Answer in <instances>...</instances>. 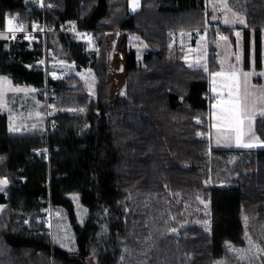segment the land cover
<instances>
[{
    "label": "trees",
    "instance_id": "16d2710c",
    "mask_svg": "<svg viewBox=\"0 0 264 264\" xmlns=\"http://www.w3.org/2000/svg\"><path fill=\"white\" fill-rule=\"evenodd\" d=\"M140 3L130 14L128 0H0V30L6 16L52 29L31 50L0 40V75L45 89L56 105L83 109L58 113L48 143L40 133H11L0 113V176L9 179L0 193L8 207L0 264H215L230 260L228 247L244 248L247 234L264 253V149L209 151L208 72L218 70L216 54L209 45L208 71L190 69L171 44L173 31L207 29L213 41L234 28H207L206 0ZM229 6L245 17L243 68L259 71L264 0ZM81 32L92 33L95 52ZM133 33L148 46L141 63L128 45ZM50 50L92 70L93 98L75 79L48 77L40 61ZM254 134L264 142V115L254 120ZM45 147L49 161L33 153ZM70 195L87 210L82 224ZM199 199L209 203V216ZM49 204L67 216L76 251L53 244L34 222Z\"/></svg>",
    "mask_w": 264,
    "mask_h": 264
},
{
    "label": "rangeland",
    "instance_id": "374dc122",
    "mask_svg": "<svg viewBox=\"0 0 264 264\" xmlns=\"http://www.w3.org/2000/svg\"><path fill=\"white\" fill-rule=\"evenodd\" d=\"M134 4H139L140 6V0L131 1L130 6L133 10ZM227 4L229 6V0H206L205 14L207 28H222V24L229 27L241 25V21H243V18L245 19L244 15L237 13L230 6V8L227 7ZM213 9H215L214 12ZM9 20H12L11 24L8 23ZM31 26L29 27V24L18 21L17 17L8 16L4 29L0 30V40L6 41L7 47L12 40H14L13 42H25L22 38L23 35L12 38V34L28 29L41 30V28H38L39 25L35 23ZM10 28L13 30L10 31ZM238 30L241 29L234 28L230 35L218 31L214 35L213 41H208L206 31L194 30L200 32L196 33L199 36L198 39L200 38V42L197 44L194 43L198 39L195 41L194 37L192 39L188 37L187 43L184 42L183 38L179 37L182 34L181 32L190 33L192 30L177 31V33L173 31L171 33L172 46L177 45L175 42L180 43L181 51L188 63H190L189 60L194 59L196 65L200 64V67L204 66L206 71H208V56L211 53L209 45L213 47L219 63L218 70L208 72L209 94L212 99L209 113L210 131L207 135L209 151L211 148L237 150L240 145L242 146L241 141L252 137L251 135L253 134L254 120L247 118L248 113L251 112L254 115V111L259 110L260 104L261 108L264 107V96H262L264 95V70L261 74V84L257 86L252 85V88H250V79L247 76L241 75L238 71L239 68L243 67V34ZM118 34H122V32ZM131 35H128V38ZM262 35L264 43V32H262ZM80 36L88 42L89 50L94 52L97 50L94 46L95 40L91 32H81ZM44 39L46 40V37ZM29 40L31 42V39ZM130 43L135 48L139 58H141L145 45L136 36L131 38ZM176 48L180 50V47L176 46ZM262 54L264 58V45ZM40 65L46 68L48 77L61 81L75 79L85 86L86 93L90 98L95 96L96 79L92 70H78L76 66L63 59L62 56L53 54L51 50L45 52ZM259 93L261 95V99H259L261 102L257 105L259 100L256 102V95ZM50 99H54L55 102L59 100L53 95H48L45 89L15 85L9 77L0 75V113L6 115L7 129L11 133H40L44 135L45 143H48L50 135L57 129V124L53 118L58 113L72 115L76 111H83L82 108L56 105ZM260 115H263L262 111ZM222 123L225 125H223L224 127H221ZM33 153L38 155L44 154L45 160L49 161V148L45 147L44 149L34 150ZM5 180L7 183H2ZM8 186L9 179L0 176V193L5 194ZM70 196L75 205L77 220L82 224L87 217V210L81 205L76 195ZM199 202L203 207L202 213L206 217L209 216V203L200 199ZM7 208L6 205H0V224L4 223V214ZM24 221V224L28 227L33 224L31 218L28 216H25ZM34 222L44 224L46 233L50 236L53 244L59 245L67 251H76L75 236L73 235L67 216L63 212L52 210L49 204L48 208L44 209L42 207L40 209V216ZM202 223H209V219L204 220ZM245 241L246 245L244 248L228 247L231 252L230 260L221 259L215 264H230V262H238L240 264L242 262L246 264L253 262V264H260L264 258V253L257 245H254L248 234Z\"/></svg>",
    "mask_w": 264,
    "mask_h": 264
},
{
    "label": "crops",
    "instance_id": "0c3cea01",
    "mask_svg": "<svg viewBox=\"0 0 264 264\" xmlns=\"http://www.w3.org/2000/svg\"><path fill=\"white\" fill-rule=\"evenodd\" d=\"M131 1L132 0H128V9H129V13L130 14H134V13H136L139 9H140V7H141V3H140V6H139V4H134V10L131 8V6H130V3H131ZM227 7H229L228 6V4H227ZM230 8V7H229ZM216 9V8H215ZM215 9H213V12H214V10ZM5 21H6V19H5ZM221 27H227V28H240L241 30H238L239 32H243V29L246 27V22H245V19L243 18V23H241V25L240 26H223V24H222V26ZM204 31H206L207 32V30H203V32ZM177 33V32H176ZM182 34L179 36V37H181V38H183L184 39V42H186L187 43V38L188 37H191V39H192V37H194V39H195V41H196V39H198V37L199 36H197L198 34H196V33H200V32H198V31H191L190 33L189 32H181ZM233 34H235V33H233ZM188 35H190V36H188ZM133 36H136V37H138V39H139V41H142V43L145 45L144 47V53L141 55V58H139V55H138V53L136 52V50H135V48L131 45V38L133 37ZM190 40V39H189ZM262 40H263V35H262ZM14 40H12L11 42H13ZM200 42V38L197 40V42H195L194 44H197V43H199ZM177 45L176 46H178V47H180V50H179V52L181 53V55H183V52L181 51L182 50V48H181V45H180V43H178V42H175ZM242 43H243V41H242ZM172 44V43H171ZM128 45H129V47L135 52V54H136V58H137V61L139 62V63H141L142 62V60H143V55L145 54V52L148 50V46H147V44L145 43V41L142 39V37L140 36V34L139 33H133L131 36H129V38H128ZM262 53H263V51H262ZM253 58H254V52H253V40H251V58H250V61H251V64L253 63ZM182 61H183V63L188 67V68H190V69H205V67L204 66H201L200 67V64H198V65H196V63H195V61H194V59H191V60H189L190 61V63H188V61H186V57H185V55H183V57H182ZM217 63H218V60H217ZM219 64V63H218ZM206 70V69H205ZM263 70H264V58H263V54H262V69L261 70H259V71H254L253 70V66L251 65V68L249 69V70H245L243 67L240 69H238V71H239V73H241V75H243V76H247L248 77V79H250V88H252V85H255V86H257V85H259V84H261V82H262V77H261V74H262V72H263ZM254 78H257L259 81L258 82H256V81H254ZM257 96V98H256V102L259 100V99H261V95H260V93L259 94H257L256 95ZM262 96H264V95H262ZM259 102H261V100H259L258 102H257V105L259 104ZM263 105V104H262ZM258 111H254V115L251 113V112H249L248 114V117L247 118H249V119H253V120H255L257 117H262L263 115H264V107H262L261 108V104H260V106L258 107ZM261 111L263 112V115H260V113H261ZM260 112V113H259ZM259 114V115H258ZM255 116V117H254ZM253 124H254V121H253ZM224 124L222 123V126L221 127H224L223 126ZM251 126V125H250ZM226 129V128H225ZM227 129H228V127H227ZM252 137H250V138H246V139H243L241 142H242V146L240 145V147H238L237 149H245V150H259V149H264V142H262V141H259L257 138H256V136H255V134H254V125H253V134L251 135ZM250 145V146H249Z\"/></svg>",
    "mask_w": 264,
    "mask_h": 264
},
{
    "label": "built area",
    "instance_id": "2783aa9c",
    "mask_svg": "<svg viewBox=\"0 0 264 264\" xmlns=\"http://www.w3.org/2000/svg\"><path fill=\"white\" fill-rule=\"evenodd\" d=\"M39 4H41L42 6H45V0H39ZM51 7H53V6H51ZM7 17L8 16H6V18ZM38 28L39 29L41 28V30H34V29H28L25 31L21 30L15 34H12L13 35L12 38H17L20 35H23L22 38L27 43L26 48H28V50H31L34 43L40 42L41 39L45 40L44 38L46 37V35L52 31V29L50 27H48L45 23H43ZM29 39H31V42Z\"/></svg>",
    "mask_w": 264,
    "mask_h": 264
},
{
    "label": "snow or ice",
    "instance_id": "6c2138e0",
    "mask_svg": "<svg viewBox=\"0 0 264 264\" xmlns=\"http://www.w3.org/2000/svg\"><path fill=\"white\" fill-rule=\"evenodd\" d=\"M8 23L11 24V23H12V20H9ZM241 23H243V21H241ZM9 30L11 31V30H13V29L10 28ZM237 103H239V102L237 101ZM237 110H238V109H237ZM249 146H250V145H249ZM2 183H7V181L5 180V181H3Z\"/></svg>",
    "mask_w": 264,
    "mask_h": 264
},
{
    "label": "water",
    "instance_id": "95a60500",
    "mask_svg": "<svg viewBox=\"0 0 264 264\" xmlns=\"http://www.w3.org/2000/svg\"><path fill=\"white\" fill-rule=\"evenodd\" d=\"M73 87H76V85H73Z\"/></svg>",
    "mask_w": 264,
    "mask_h": 264
},
{
    "label": "bare ground",
    "instance_id": "6f19581e",
    "mask_svg": "<svg viewBox=\"0 0 264 264\" xmlns=\"http://www.w3.org/2000/svg\"><path fill=\"white\" fill-rule=\"evenodd\" d=\"M41 38V37H40ZM46 69V68H45Z\"/></svg>",
    "mask_w": 264,
    "mask_h": 264
}]
</instances>
